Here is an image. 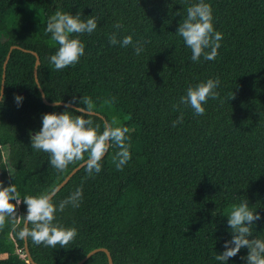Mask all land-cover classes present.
I'll return each instance as SVG.
<instances>
[{
    "label": "trees",
    "instance_id": "1",
    "mask_svg": "<svg viewBox=\"0 0 264 264\" xmlns=\"http://www.w3.org/2000/svg\"><path fill=\"white\" fill-rule=\"evenodd\" d=\"M198 2L0 0V151H8L0 161L3 186L14 183L21 197L50 192L80 164L59 172L47 152L31 147L30 133L42 127L43 114L77 108L44 101L32 51L40 57L38 78L49 101L79 107L89 97L103 115H91L100 131L115 116L131 138V159L123 170L112 163L118 151L113 146L99 174L88 177L82 167L53 196L58 207L82 187L78 207L56 212L54 223L77 229L68 248L20 239V217L15 227L8 222L0 230V264H33L26 241L39 264H76L101 247L109 249L114 264H221L215 256L232 238L224 215L245 199L261 214L253 236L264 239V0H204L223 39L214 60L202 56L193 62L176 31L187 8ZM58 10L98 19L93 33L73 34L85 52L63 70L50 62L59 45L46 32ZM117 23L122 27L115 28ZM112 33L118 39L131 35L143 51L136 55L132 45H111ZM13 45L21 48L12 49L4 69ZM210 78H219V98H209L203 115L186 105L174 109L189 86ZM15 95L23 98L19 106ZM181 112L182 123L173 127ZM26 213L22 202L17 215ZM247 252L241 248L224 264H246ZM83 264L110 262L98 250Z\"/></svg>",
    "mask_w": 264,
    "mask_h": 264
},
{
    "label": "clouds",
    "instance_id": "2",
    "mask_svg": "<svg viewBox=\"0 0 264 264\" xmlns=\"http://www.w3.org/2000/svg\"><path fill=\"white\" fill-rule=\"evenodd\" d=\"M97 26V17L89 16L87 19H81L80 13L73 15L58 10L49 17L46 32L50 33L51 39L59 45L58 50L50 57V62L56 70L77 64L84 55V43L78 35L73 36V34H91ZM114 27L119 29L122 25L117 23ZM176 33L190 48L193 62H199L202 56L204 60H214L218 56L223 35L215 30L212 7L204 0H199L198 3L187 8V15L183 22L179 23ZM109 43L119 44L121 47L132 45L136 55L143 51L142 43L133 44L131 35L118 39L117 34L112 33L109 35ZM219 83V78H210L195 86H189L174 109H178L179 105H186L190 106L197 116L203 115L206 111L203 105L209 98L213 100L219 98V93L216 91ZM42 98H47V93H44ZM233 98L234 95L231 99ZM3 99V89L0 87V102ZM14 99L19 106L23 98L15 95ZM60 103L61 99L55 100L57 107ZM80 105L72 111H68V106H65L63 112L43 114L42 127L34 135L30 133L31 147L37 151L47 152L50 165L57 171L64 172L69 165L80 162L87 176L91 177L101 172V161L109 149L115 146L118 151L112 156V163L116 169L123 170L131 159L129 128L120 126L119 120L114 116L111 122L104 123L103 131H100V125H94L91 119L94 110L92 99L82 97ZM73 112L79 114L73 115ZM182 121L181 112L172 122V126L175 127ZM54 195L55 189L39 195L21 197L14 183L5 187L0 181V230H3L8 222L15 227L21 222L18 218L22 217L24 227L18 232L20 239L30 237L36 245L43 244L51 248H57L59 245L61 248H68L69 243L77 235V229L54 223L56 212L63 211L68 205L78 207L82 198V187L61 200L58 207L53 202ZM22 202L27 206V213L18 216L17 206ZM227 217L232 238L224 242L225 250L217 254L215 259L224 264L230 257H235L241 248H247L246 264H264V239L253 236L252 227L261 219V214L256 210L253 211L245 199L234 205Z\"/></svg>",
    "mask_w": 264,
    "mask_h": 264
},
{
    "label": "water",
    "instance_id": "3",
    "mask_svg": "<svg viewBox=\"0 0 264 264\" xmlns=\"http://www.w3.org/2000/svg\"><path fill=\"white\" fill-rule=\"evenodd\" d=\"M15 47H17V48H21V46H18V45H13V46H11V48H10V51H9V53H8V56H7V59H6V61H5V63H4V69H6V66H7V62H8V59H9V57H10V54H11V51H12V49L13 48H15ZM25 50H27V51H30V50H28V49H25ZM36 56H37V60H36V64H35V76H36V80H37V82H38V85H39V88H40V90H41V92H42V97H43V94L45 93L44 92V90H43V88H42V86L40 85V82H39V78H38V66H39V64H40V57H39V55H38V53L37 52H35V51H32ZM4 77H5V73H4ZM2 89H3V94H4V90H5V79H3V81H2ZM24 93V92H23ZM44 99V101L47 103V104H52V105H55V101L54 102H51V101H49L47 98H43ZM60 104H66V105H70V106H73V107H78V106H76L75 104H72V103H67V102H62L61 101V103ZM93 113H97V114H99V115H101V116H103L101 113H98V112H96V111H94L93 110ZM80 168H82V165H81V163L78 165V166H76L65 178H64V180L55 188V194L69 181V179L80 169ZM26 249H27V254H28V257H29V259L33 262V264H39L38 262H36V261H34L33 260V258H32V256H31V253H30V250H29V247H28V243H27V241H26ZM98 250H103V251H105L107 254H108V257H109V262H110V264H114V262H113V258H112V255H111V253H110V251H109V249L108 248H105V247H101V248H96V249H93L92 251H90L83 259H81L79 262H77L76 264H83L91 255H93L96 251H98Z\"/></svg>",
    "mask_w": 264,
    "mask_h": 264
},
{
    "label": "rangeland",
    "instance_id": "4",
    "mask_svg": "<svg viewBox=\"0 0 264 264\" xmlns=\"http://www.w3.org/2000/svg\"><path fill=\"white\" fill-rule=\"evenodd\" d=\"M40 15V16H39ZM37 16H38V20H41V14H40V10H38L37 11ZM3 151H0V161H1V158L2 157H4V159H6V157H7V155H8V151H7V148L5 147L4 149H2ZM2 155V156H1ZM233 207V206H232ZM232 207H230L227 211H226V213H225V215H224V217H225V219L226 220H228V217H227V214L231 211V209H232Z\"/></svg>",
    "mask_w": 264,
    "mask_h": 264
}]
</instances>
